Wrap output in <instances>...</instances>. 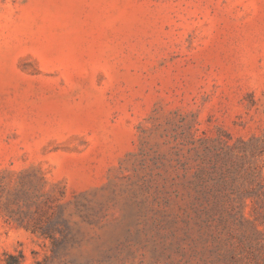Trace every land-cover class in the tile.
<instances>
[{
    "label": "rangeland",
    "instance_id": "1",
    "mask_svg": "<svg viewBox=\"0 0 264 264\" xmlns=\"http://www.w3.org/2000/svg\"><path fill=\"white\" fill-rule=\"evenodd\" d=\"M9 255L264 264V0H0Z\"/></svg>",
    "mask_w": 264,
    "mask_h": 264
},
{
    "label": "trees",
    "instance_id": "2",
    "mask_svg": "<svg viewBox=\"0 0 264 264\" xmlns=\"http://www.w3.org/2000/svg\"><path fill=\"white\" fill-rule=\"evenodd\" d=\"M66 240H67V237L65 236L63 241H66ZM54 245H55V247L57 246V241L56 242L54 241ZM58 256H59L58 251H55L54 257L58 258ZM7 258L8 259L6 261V264H22V262H23L22 261L23 260L22 255H20V256L9 255Z\"/></svg>",
    "mask_w": 264,
    "mask_h": 264
}]
</instances>
